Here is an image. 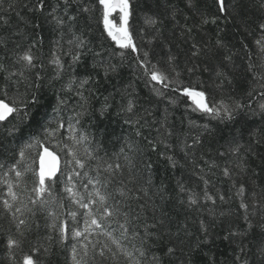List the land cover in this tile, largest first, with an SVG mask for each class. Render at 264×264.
<instances>
[{"label":"snow or ice","instance_id":"obj_1","mask_svg":"<svg viewBox=\"0 0 264 264\" xmlns=\"http://www.w3.org/2000/svg\"><path fill=\"white\" fill-rule=\"evenodd\" d=\"M5 2L6 0H0V29L7 33V35H0V51H2L0 54V76L3 77L4 82L0 91H3L5 97L0 98V122L5 121L13 112L24 111L18 107V104H23L24 109H27L39 102V98L35 95L20 96L19 93L12 96L9 101L7 97L10 89L14 85L19 86L21 83H25L27 92L28 85L41 79V73L34 71L37 68L38 58L32 49L36 47V44L32 43L31 37L28 40L24 39L25 34L19 31L18 25L16 28H12L8 12L17 7H24L33 13L43 14L45 8L44 0H39L35 6L18 5L13 0H8L7 9H5ZM137 3L139 4L140 0H137ZM214 4L218 5V12L221 15L229 12L227 0H214ZM74 5L75 13L69 12V9ZM98 5V10H102L104 31L108 37H111L119 48H130L132 52H138L139 49L133 43V37L129 32V18L135 17L137 5L132 4L131 0H98ZM185 6L189 11H192L194 19L192 25L189 26L187 24L189 17L185 15V24L178 25L185 42L191 40L188 48L190 66H186L184 71L188 74L211 71L216 78L213 81L215 87L223 89L225 86H230L233 79L226 61H232L231 54L220 57L219 69L198 68L199 64L209 65L216 57L213 54V49L198 43L192 33L210 22L216 23V17L213 16L210 21L207 15L199 11L194 0H186ZM251 6L250 0L249 3H246V0H235L232 5V13L239 17L243 23ZM254 6L259 12L258 23L255 27V31L261 34L260 39L256 40V45L260 49L259 61H253L249 56L245 71L252 74L251 79L254 83L259 78L264 86V0H256ZM58 8L62 10L63 15L58 13ZM157 8H159L158 4ZM117 9L121 13L118 31L114 30V26L109 21L110 13ZM143 10L150 14L146 15L144 19L146 24L151 25L153 30L159 34L157 38L163 36L161 26L166 19L170 17L172 21H176L178 14H182L171 0H164L162 16L159 11H153L147 0H143ZM91 11V7L82 3L81 0H58L57 5H53L48 15L43 18V24L52 23L56 26L57 31L72 33L68 42L74 46V50L66 53L72 57L68 64V71H73L83 57L91 53L94 57L93 69L103 68L105 78H108L111 73H116L117 66L106 62L102 52H94L89 47L91 41L87 38V32L90 25L85 14H90ZM21 18L23 19V17ZM81 20L84 23L77 28L80 34L76 35L72 29ZM43 24L34 26L43 27ZM244 27H247L246 23ZM164 40L168 41V37L165 36ZM168 42L171 43V41ZM225 47L224 41L218 36L215 50L219 51ZM163 51L164 45L162 44L161 52ZM111 55L109 54V56ZM117 55L123 54L117 53ZM95 57H100V59L97 61ZM148 57L149 53L145 51L143 58L138 57L137 59L140 61L139 68L144 70L145 83L153 87V94L156 97H162L165 95L162 89L169 88L175 92L180 87V83L173 81L171 74L180 75L177 56L171 52L166 53L162 67H158L156 64L149 67ZM53 62L59 66L58 60ZM40 67L42 71L43 65L41 64ZM95 74L99 75L98 72ZM31 76H34L35 80H29ZM92 79L93 74L87 73L85 78L78 81L73 78L68 83V87L82 101L78 104L80 111L75 113L77 124L89 109V97L84 96L81 89L90 92L91 89H85L84 86L90 84ZM209 79L212 77L210 76ZM155 85L160 87L157 88ZM134 91L129 83L128 88L121 90L122 100L124 97L132 95ZM182 95H196L203 98L205 93L193 92L185 87L182 90ZM261 95H264V92ZM108 100L109 97H105V104L100 109L102 115L111 107ZM168 102L175 105L177 100L169 97ZM63 103L62 100L61 104ZM197 107L205 114L219 115L217 108L209 107L207 103H198ZM240 107L239 104L234 105L233 108L221 106V110L225 116L231 119L235 109ZM260 107L264 110V105ZM119 112L125 115L126 124L136 128V137H143L147 140L151 151L157 152L158 144L163 143L165 150L159 152V155L167 161L173 170L182 172V178L176 181L173 190L176 193L175 200L169 193V186L163 181L158 188L153 184L149 174L153 165L151 162L143 160L140 149L135 143L121 148L117 153V158L123 156L126 164L105 161L102 156L98 153L94 154V150L85 146V142L91 145L93 141L87 135L78 133L69 122V139L72 143L66 154L71 159L67 161L69 168L67 183L62 189L67 194L66 197L54 191L58 179H54L56 168L54 165L46 168L45 157H49L53 161L56 160V157L48 151L46 146L43 154L40 155L38 179L33 181L30 189L26 185L21 187V180L25 178L28 171L27 166L22 163L26 155L23 150L18 153L16 150H11L13 153L11 159L0 163V185L3 186L0 187V232H4L7 236L6 247L9 264H17L16 250H22L23 243L34 230L39 231L41 226L36 223V218L38 214L42 213H46V226L50 232L45 234L47 244L36 246L35 251L39 252L43 248L45 254L51 252L55 255V248L65 250L70 245L72 264H166V262L167 264H177V261L179 264H196V257L203 248L209 247V240L213 239L211 229L216 221L213 219L209 223L201 219L198 235L195 240H192V234L186 227H178L175 232L171 230L173 217L168 211V206L171 205L175 208L178 204L185 212L200 211V208L204 206L199 205L200 197L190 189V186L201 181L205 185L204 199L212 201L215 205L216 201L213 196L209 195L207 186L211 183L209 174L216 175L217 171L221 172L228 181H231V187L236 189L235 195L241 197L235 214L231 210L227 213L220 212V216L228 215L230 217V226L223 239L230 245H236L239 249L238 254L234 249L233 264H264V134L250 135L246 143L241 144L240 141L244 140L245 136L244 129H241L238 137L233 135L219 147H213L209 143L207 147L212 149L209 152L204 150V141L206 137L213 136V133L207 128V125L203 126L202 132L198 131L194 135L187 136L183 127V117L180 120L181 127L177 128L175 121L169 122V114L166 109L164 113L160 114L162 119L154 116L153 120L149 122L145 115L134 111L131 99L120 104ZM144 113L147 116H153V113L148 109H144ZM133 117L138 118L134 120ZM220 118L224 119L223 116ZM20 123L23 124V120ZM54 124L53 122L47 125L38 124L37 127L41 131L30 133V135L33 138L39 136L43 139L44 137H54L59 131L60 136L63 137L65 123L56 121ZM189 124L199 128L196 126L195 120H189ZM13 129L22 131L18 125H13ZM141 129H147V132L141 131ZM12 134L13 131L9 130L8 135ZM182 136L185 138L181 139ZM172 140L175 143H170ZM36 143L39 144V141ZM75 146L83 148V155L88 161L96 162L95 176H90L89 172L85 171L86 162L81 158L79 149ZM28 147H31V141ZM0 148H3L5 152L10 151L2 144H0ZM137 156L141 157L140 163L135 160ZM13 173L14 179H12ZM82 177L88 178L86 181L81 180L78 184L77 180ZM46 181H51V184H46ZM154 188L155 191H153ZM25 191L28 192L27 199L21 195V192ZM231 199V196L224 194L219 196L222 204ZM66 200L75 205V208L69 209L65 203ZM149 211L152 214L151 218L145 215ZM211 214L215 217L214 212ZM69 217L73 222L72 225L69 224ZM81 219L83 220L82 227L80 226ZM181 234L188 239L181 238ZM165 237L168 243L162 250V256H157L152 251V246L163 241ZM23 264H40V262L29 254L23 257ZM207 264H216L215 257L210 256Z\"/></svg>","mask_w":264,"mask_h":264},{"label":"trees","instance_id":"obj_2","mask_svg":"<svg viewBox=\"0 0 264 264\" xmlns=\"http://www.w3.org/2000/svg\"><path fill=\"white\" fill-rule=\"evenodd\" d=\"M7 2L8 0L5 2V9H7ZM13 2L18 5L29 4L30 6H35L39 3V0H13ZM81 2L89 5L92 9L90 14H85L90 25V29L87 32V38L91 41L89 47L94 52H102L106 62L117 66L116 73H111L108 78H105L103 68L93 69L94 57L91 53L85 55L73 71L67 70L72 57L66 53L74 50V46L68 42L72 33L57 31L56 26L52 23L43 24V18L48 15L53 5H57L58 0H44L45 8L43 14L39 12L33 13L24 7H17L8 12L11 17L12 28L14 29L18 25L19 31L25 34L24 39L28 40L31 37L32 43L36 44V47L32 49L38 58L37 68L34 71L41 73V79L28 85L27 92L25 91V83H21L19 86L14 85L7 97L10 101L11 97L17 95V93L20 96L35 95L39 98V102L29 106L27 109H24L23 104H18V107L24 111L13 112L8 119L0 122V144L10 150L5 152L3 148H0V163H4L6 159H11L13 154L11 150H16L17 153L23 150L26 154L22 163L27 166L28 171L25 178L21 180L22 188L26 185L30 189L33 181L38 179V161L42 149L46 146L47 149L54 151L60 160L59 174L54 178H58L54 191L61 196H67L62 189L64 184L67 183V173L69 171L67 161L71 159L66 154L69 145L72 143L69 139L70 133L68 131V124L71 122L78 133L87 135L93 141L91 145L85 142V146L89 147L90 150H94V154L98 153L105 161L126 164L123 156L117 158V153L120 152L121 148H126L127 145L135 143L140 149L143 160L149 161L153 165V169L149 173L153 184L158 188L163 181L164 184L169 186V193L175 200L176 193L173 190L175 189L176 181L181 179L183 174L180 170H173L167 161L159 155V152L165 150L163 143L158 144L157 152L151 151L146 139L136 137V128L125 123V115L119 112V108L120 104L125 103L128 99L133 100L134 111L145 115L149 122L153 120L154 116L162 119L163 117L160 114L164 113L166 109L169 114V122L175 121L177 128L181 127L180 120L183 117V127L187 136L194 135L198 131L202 132L204 130L203 126L207 125V128L213 133V136L206 137L204 141V150L209 152L212 151V149L207 147L209 143L213 147H219L225 144L226 140L231 139L233 135L238 137L241 129L245 131L244 140L240 141L241 144L246 143L250 135L260 136L264 134V110L260 107L264 105V95H261L264 92V86H262L259 78L254 83L251 79L252 74L245 71L248 66L249 56H251L253 61H259L260 49L256 45V40L260 39L261 34L255 31L259 17V12L254 6L256 0H250L252 6L243 23L239 17L232 13V5L235 0H227L229 12L223 15L218 12V5L214 4V0H198V2L194 0L199 11L207 15L210 21L213 16L216 17V23L210 22L192 33L198 43L212 48L216 57L209 65L199 64L198 68L219 69L220 57L228 54L232 55V61H226V63H228V68L232 73L233 83L223 89L215 87L213 81L216 78L211 71H198L195 74H188L184 71L186 66H190L188 48L191 40L185 42L178 25L185 24V15L189 17L187 20L189 26L192 25L194 19L192 11H189L185 6L186 0H171L181 10L182 14H178L176 21H172L170 17L165 20L161 26L163 36H159V38H157L159 34L153 30V27L145 22V16L150 14L143 10V0H140L139 4L137 0H131L132 4L137 5V11L135 17L129 18V32L133 37V43L139 49L138 52H132L130 48L121 49L113 39L108 37L104 31L102 10H98V0H81ZM147 3L152 6L154 12L159 11L161 16L163 15L164 0H147ZM246 3H249V0H246ZM157 4L159 8H157ZM69 12L75 13V5L69 9ZM58 13L63 15L60 8H58ZM112 18L116 24H120L119 14H114ZM83 23L84 21L81 20L78 25L73 26L72 31L76 35L80 34L77 28ZM245 23L247 27H244ZM37 24H43V27H35L34 25ZM0 35H7V33L0 29ZM165 36L168 37V41H171V43L164 40ZM218 36L224 41L226 47L216 51L215 45ZM162 44L164 45L163 52H161ZM101 45H103V48H101ZM145 51L149 53V67L152 64L162 67L165 54L168 52L177 56L180 75L171 74L173 81H179L180 83V87L175 92H172L169 88L162 89L165 94L162 97H156L153 94V87L146 84L145 79H143L144 70L138 66L140 61L137 58L140 57L142 59ZM117 53L123 55H117ZM0 54H2V51H0ZM109 54L112 55L109 56ZM95 59L98 61L100 57H95ZM56 60L59 61V66L53 62ZM41 64L43 65L42 71ZM96 72L99 75H96ZM87 73H92L93 79L84 88H90L91 91L81 89V92H83L84 96L89 97V109L81 118L80 123L77 124L75 122V113L80 111L78 104L82 103V101L68 87V83L73 78L77 81L85 78ZM210 76L212 79H209ZM29 80H35V77L31 76ZM129 83H131L135 91L132 95L126 96L122 100L121 90L128 88ZM3 86V77L0 76V89ZM155 87L159 88L160 86L155 85ZM185 87L189 88L190 91L204 92L205 102L209 107L217 108L219 115L213 116L200 111L194 99L190 96L182 95V90ZM105 97H109L108 104L111 107L102 115L100 109L105 104ZM169 97L176 99L177 103L175 105L169 104ZM0 98H5L3 91H0ZM62 100L64 101L63 104H61ZM236 104L241 107L235 109L233 117L229 119L224 115L221 106L233 108ZM144 109L151 111L153 116H147L144 113ZM222 116L224 119L220 118ZM137 118L133 117L134 120ZM21 120H23V124L20 123ZM189 120H195V124L199 128L190 125ZM56 121L65 123L63 137L60 136L59 131L56 132L54 137H44L43 139L39 136L33 138L30 135V133L41 131L37 127L38 124L47 125L50 122L54 124ZM13 125H18L22 131L13 129ZM9 130L13 131L12 135H8ZM141 131L147 132V129H141ZM153 135H155L154 132ZM184 138V136L181 137V139ZM30 141L31 147H28ZM36 141H39V144ZM170 143H175V141L172 140ZM75 147L79 149L81 158L86 162L85 171H88L90 176H95L96 162L88 161L84 157L82 147ZM140 159V156L135 157L137 163H140ZM209 177L211 183L207 188L209 195L213 196L216 201L215 205H213L212 201L204 199L205 185L202 181L192 184L190 189L198 194L200 197L199 205L204 207H201L198 212H185L178 204L175 208L169 205L168 211L173 217L171 230L175 232L178 227H186L192 234L191 239L195 240L198 235L200 220L203 219L211 223L215 219L216 223L211 229L213 239L209 240V247L203 248L196 257V264H207L210 256L215 257L216 264H233L235 259L234 249L236 254L239 253V249L236 245H230L223 239L230 226V217L228 215L220 216V212L224 211L227 213L231 210L235 214L241 197L235 195L236 189L231 187V181L223 177L221 172L217 171L216 175L209 174ZM14 178L15 175L13 173L12 179ZM87 178L82 177L77 180V183L79 184L81 180L86 181ZM46 184H51V181H46ZM0 187L3 186L0 185ZM155 190L154 188L153 191ZM17 191H20V189H17ZM221 194L231 196L232 199L222 204L219 200ZM21 195L27 199L28 192H21ZM65 203L69 209L75 208V205H72L67 200ZM211 212L215 213V217H213ZM145 215L151 218V211L145 213ZM68 220L69 224L72 225L73 222L70 217ZM36 223L41 226L39 231L34 230L23 243L22 250H16L15 260L17 264H23V257L29 254L38 260L40 264H72L70 245L65 250L55 248L53 245L55 255L51 252L45 254L43 248L39 252L35 251L36 246L47 244L45 234L50 232L46 226V213L38 214ZM82 225L83 220L81 219L80 226L82 227ZM181 238L188 239L183 237L182 234ZM6 239L5 233L0 232V264H9ZM167 243L168 241L165 237L163 241L152 246V251L157 256H162V250ZM177 264H179V261H177Z\"/></svg>","mask_w":264,"mask_h":264},{"label":"water","instance_id":"obj_3","mask_svg":"<svg viewBox=\"0 0 264 264\" xmlns=\"http://www.w3.org/2000/svg\"><path fill=\"white\" fill-rule=\"evenodd\" d=\"M115 11H119V10L117 9V10H115ZM114 30H115V29H114ZM191 97H193L198 103H204V98H201V97L196 96V95H192ZM48 151H49V150H48ZM43 152H44V149H43L41 155L43 154ZM51 153H52V152H51ZM52 155L56 157V160L53 161V160H51L49 157H45V167L48 168L49 166L54 165L55 168H56V175H57L58 172H59V166H60V163H59V159H58V157H57L54 153H52ZM39 168H40V159H39Z\"/></svg>","mask_w":264,"mask_h":264},{"label":"bare ground","instance_id":"obj_4","mask_svg":"<svg viewBox=\"0 0 264 264\" xmlns=\"http://www.w3.org/2000/svg\"><path fill=\"white\" fill-rule=\"evenodd\" d=\"M10 115H11V114H10ZM10 115L8 116V118L10 117ZM8 118H7V119H8ZM43 149H44V148H43ZM43 149H42V151H43ZM42 151H41V153H42ZM40 155H41V154H40ZM39 159H40V157H39ZM59 163H60V160H59ZM59 170H60V169H59ZM58 174H59V172H58ZM58 174H57V175H58Z\"/></svg>","mask_w":264,"mask_h":264}]
</instances>
